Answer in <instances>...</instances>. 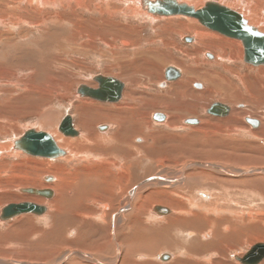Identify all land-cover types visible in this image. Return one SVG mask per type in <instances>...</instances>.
<instances>
[{
    "label": "rangeland",
    "instance_id": "1",
    "mask_svg": "<svg viewBox=\"0 0 264 264\" xmlns=\"http://www.w3.org/2000/svg\"><path fill=\"white\" fill-rule=\"evenodd\" d=\"M89 1L84 0L85 3L87 2L84 9L72 6V10L67 9L62 12V9L59 8L60 10H57V12L61 11L60 13L62 15L60 16L62 17L60 18L62 22L60 21L54 24L52 20H50L52 22L48 20L49 22L47 21L45 23L46 25L43 24L41 26V24L37 23V18L40 20L41 16L38 17L34 8L31 10L28 5L26 6V3L22 2L20 5L23 10L14 11L11 9L7 11L6 8H11L12 6L13 8L16 7V5H18V0H0V209L10 203L29 201V198L24 197L25 194L19 192V188L22 187L31 186L32 188L40 189L47 186L53 188L55 192V199L51 201L41 199V197L34 198L36 202L38 200L40 201L38 205L48 208L45 219L33 215H25L16 217L8 222H0V258L18 260L28 264H57L67 251L78 250L80 246L85 245L88 246V248L91 247L95 249L94 252L105 250L103 257L105 261L111 262L113 261V252L108 229L110 224V218L108 219L109 214L112 215L113 212H116L121 202L125 200L130 187L137 184V182L139 183L140 180L150 174L152 176L160 174L162 171L168 174L176 172L181 166L191 160L215 162L214 164L224 166L232 171L246 167L255 168L264 166V132H250L257 130V128H250V125L244 121L245 118H258L257 120L262 122L264 129V102L260 105L253 100L255 97L260 99L264 98V92H259L260 95L251 92L254 91L252 90L253 87L254 89H261L259 86L255 85V81L252 77L258 76L260 81H262L261 79L264 81V77H259L258 73V68L264 67L253 66V68L245 64L242 60L243 50L241 55L238 51H229L226 49L222 61L221 59L212 61V63L203 61L202 59H206L201 55H203L204 51L205 54L209 52L203 49L204 47H202V44L191 45L188 44L191 43L188 41L186 42L188 45L185 44L182 41V36H187V33L189 35L192 34L188 32V30L187 32L178 30L177 25L173 24L185 22V18L162 20L159 17L160 19L159 21L157 19L156 23L150 22L145 18H130L128 14H126L125 17H121L119 14L109 16L104 13L102 15V13H100L101 11L95 10V5H97V3L101 4V2L105 0H96V2L95 0H91V3ZM188 1L192 2L197 8L203 6V3L206 1L222 2L225 6L232 7L239 11L244 7L245 2H248V0ZM240 1H244V3L240 4ZM251 1L253 2L254 0H250V4H252ZM108 2L110 8L116 5L124 7V4L119 2V0H109ZM195 2L200 3L197 4ZM258 4L262 9L264 8V0H259ZM89 8L91 9L89 10ZM110 10H112V8ZM46 11L49 13L55 12L49 9ZM71 12L74 14H71ZM15 18L24 20V22H19V20ZM74 18L75 20L73 21ZM26 20L29 22L28 24L25 23ZM107 20L108 23L104 24ZM11 24L13 26H11ZM118 25L125 26L127 29L118 28ZM168 26L177 27V29L174 30L175 28H173L169 30ZM199 26L208 33H212L211 35L215 37L220 39L223 38L222 40H231L206 27ZM261 28L264 31V26ZM122 39L126 40L129 46H121L120 41ZM203 41L216 42L212 37H208ZM198 49L200 51H198ZM196 54L200 55L197 56ZM229 57L232 59L231 62L228 59ZM226 61L228 64L225 63ZM176 63L182 68L187 67L192 70H198L200 73L206 71L209 81L218 79L220 84L223 85L224 88L226 87L225 90H222L219 86L210 92L207 91V87H204V89L202 88L201 92L198 93L200 89L195 88V86L196 84H200L201 81H197L198 77H195L193 78L196 79L194 80V85L190 83L186 84L183 81L184 87H181L179 92L167 95V92L172 89V85L177 82L176 80L180 77L174 81L168 82L165 88H161L159 87V83H161V81L165 82L166 80L163 79V75H161L162 79H160L158 74L160 70H166L169 65L177 66ZM243 64L245 66H242ZM246 67H251L254 70L249 71ZM99 74L100 76L116 78L120 82L122 81L121 83L123 85L125 83V87L122 91V98L118 103H100L81 98L78 95L77 89L80 86L95 87L96 83L94 82V78L99 76ZM246 74H248L250 78L247 85L250 86V83H254L251 85V89H245V85L240 78V76L242 77ZM250 75L253 76L250 77ZM184 76L186 79V75ZM184 76L182 78H184ZM179 82L182 81L179 80ZM129 87H133L135 93L128 96L127 92ZM221 91H223L224 94L227 92L230 94V97L235 95V91L240 93L241 99L233 103V114L235 116L233 115L232 117H235V122L221 123L223 117L220 120V117L208 116L207 110L211 105L218 101L220 102L221 97L224 98ZM176 93L179 94L177 95ZM201 93L205 94L202 95ZM156 97L162 98L161 100L169 103V105L176 109L173 110L172 114L181 117L173 126L164 127L166 124V122L163 123L165 121V115L170 118L171 114H165V111L160 108L161 104H155ZM118 106H130L135 112L133 118H135L137 124L136 128L138 130L134 129L135 127L131 125L134 124L133 119L131 120L130 117L124 118L126 119L124 122L126 129L123 128L126 130L125 135L130 143L140 145L141 142L135 143L132 140L138 136L139 130L143 132V135L151 134L152 138L153 135H156L154 142L148 141L141 150H129L131 152L125 151L124 155L126 160H121L118 163L122 165L124 161H127L123 164V166H125V171L126 167L131 166V175L127 177L128 179L124 178L125 180L123 181H132V183L127 185L128 188L126 189L116 184V181H119V178H121L122 171L119 173L116 168H112L110 172L111 176L108 180L112 190L110 189L108 192L99 193V196L102 198L104 197L106 202L111 204L108 207L109 209L105 212L106 217H103V220L100 219L101 215L105 216L103 209L100 208V205H103L102 202L99 203L86 199L84 202H81L84 207V210H82L85 212L90 211L91 215L85 223L79 222V226H76L75 230L78 229L80 232L74 230L73 232H75V234L71 233L73 229H70V232L68 231L69 229L66 230L67 225L73 222L70 216H68L69 218L65 222L64 227L62 224L64 219L66 220V215H68L67 212L64 217H62V214L60 215L61 217L56 215V219L52 218L51 215V213H53V205L59 202V199L63 197L57 190L59 186L58 177H56L58 180L53 184L45 182L43 178L48 174H53L49 172L48 164H52L51 168H58L65 165L66 171L72 172V169L76 167L79 168V166L81 167V165L87 163L83 162V160L78 161L79 157L75 160L70 157L68 158L70 160H67L68 162L65 163L67 157L65 159L48 160L25 156L22 153L16 152H10L11 154H9L10 146L14 140L19 139L23 136L25 131L30 129L37 132L53 133L58 143H60V141L66 137L59 133L57 127L66 116L72 117L73 127L75 130L82 133V136L87 134H85V125L93 123L94 131L90 134L92 137L98 134L105 135L103 133L111 137L117 130V127L111 125L109 122H101V119L95 121L97 118L95 115L97 113L94 112L97 108L98 110H111ZM137 113L144 115L146 120H144V118H137ZM255 113H260L263 116L255 115ZM237 115L238 117L236 118ZM196 117L199 120L205 118L207 120H212V122H209V125L204 128L197 124V126H195V124L187 123L188 120H196ZM228 118L229 117L226 119ZM84 119H86V122H84ZM237 119H240V121L238 122ZM104 124L110 126V129L106 132L96 129L97 125V127H103L105 126ZM50 126H53L54 131L50 129ZM246 126L248 130L245 128ZM127 130L132 133L129 131L127 132ZM90 154H94V152ZM214 154H216V156ZM210 155L212 158H205H209ZM41 162L43 167L41 166ZM37 163L39 165H37ZM44 164L47 165L44 166ZM55 170L51 169V171ZM187 173L196 174V176L191 177L189 180L191 185L194 184L201 187L207 186L210 190L212 189L213 196L215 195L214 192L217 191L216 188H214L217 184L223 188L222 191L224 192V196L222 197L221 209L224 213L222 211V214H219L221 218H235V220L241 221L242 219L241 217L239 218V216H243L245 234L238 240L239 245H236V239H231L232 242L225 243L229 257H227L228 259L225 261L231 264H239L235 262L231 256L246 252L250 246L257 242H264V174L256 173L251 174V176L235 178L223 174L215 175L213 171L211 172L206 169L195 171L191 169ZM135 176L139 178L134 180L136 179L134 178ZM211 180L214 182L213 184ZM73 182H75V178H73ZM66 192L67 191H64L63 193L65 194ZM67 193L64 197L69 204L70 198L76 199L73 195L75 191L73 190ZM155 196L162 199L164 202L168 201L163 195ZM183 196L185 198L188 197V195ZM183 196H181V198ZM175 197L176 196H172V199H178ZM72 203L74 204L75 202ZM225 203L227 206H225ZM186 206L188 210L193 212L201 210L199 208L192 209L189 204H186ZM67 208L68 207H66V209ZM188 210H186V213H188ZM70 211L71 214L74 215V208ZM251 212L254 213L251 218L252 223L248 222V217ZM180 213L181 212L176 211L175 215L182 214L184 218L189 216L188 214L185 215ZM216 216L217 215H214L213 217ZM143 219L145 220L147 217ZM138 224L139 223H133L131 225V230H134L135 227L137 228ZM155 225L159 227L162 226L161 223L150 218L145 222L146 227H156ZM90 228L92 229L90 230ZM183 229V227L178 228V230L181 231H183ZM121 230L120 228L119 231L121 232ZM100 245L101 247H99ZM227 247H230V249ZM159 252L155 253L153 263L156 261V264L158 262V264H168L171 260L163 261L160 258L161 260L159 259L158 261L156 259ZM177 253L179 254L180 252L178 251ZM93 256L97 258L94 253ZM211 256L212 255H208L207 257ZM213 257L209 260H212ZM134 260L138 261L137 259ZM222 261L224 262V260H221V263ZM87 262V260H82L80 256H72L65 264H92V262ZM191 263L187 262V264ZM204 263L205 261L202 264Z\"/></svg>",
    "mask_w": 264,
    "mask_h": 264
},
{
    "label": "bare ground",
    "instance_id": "2",
    "mask_svg": "<svg viewBox=\"0 0 264 264\" xmlns=\"http://www.w3.org/2000/svg\"><path fill=\"white\" fill-rule=\"evenodd\" d=\"M9 1H13V0H9ZM108 1L109 0L102 1L101 4L97 3V5H95V10L101 11L100 13H102V15L104 13H106L109 16L119 14V15H121V17H125V15L128 14L130 16V18L131 17L137 18V19L138 18H145V19L149 20L150 22H156V23H157V19L159 21L160 18L162 20L170 19V18H180V19L185 18V22H177V23H173V24L177 25L178 30L186 31V32L188 30V32H190L192 34V35H189L187 33V36L191 37V40H190L191 43H188V44H191V45L202 44V47H204L203 49L204 50L206 49L209 52V53L205 54V51H204L203 55H201V56H204V58L206 59V60L202 59L203 61H206V62L208 61L211 63H212V61H217L220 59L222 61V59H224V56H225L224 51H226V49L229 51H233V50L238 51L242 55L243 44H242L241 40H238L235 38H230L231 40H234V41L222 40L223 38L220 39L218 37H215V36L211 35L212 33L210 34L207 31H205L204 29H202L199 25H201V26H203V25L197 19L195 21L194 18H189V17H185L182 15L161 17L158 15L152 14L149 6L155 0H119V2H122V4H124V7L116 5L115 7H111L112 10H110L111 8H110ZM172 1H175L176 5L179 7H181V6L182 7L183 6L191 7V8H193V10L195 12L199 9H202L206 2H213V1H206L205 3H203V6H201L200 8H197L193 5L192 2H189L188 0H172ZM249 1L250 0H248V2H245L244 7L243 8L241 7L242 9H240V11L237 9H234L232 7L225 6L222 2H220V3L215 2V3H218V4L226 7L227 9H229L231 11L237 12L239 15H241L242 19L246 22L247 27L253 28L257 32L264 34V31L261 28L262 26H264V8L262 9V7H260V5L258 4L259 0H254L253 1L254 3L251 1L252 4H250ZM261 1H263V0H261ZM22 2L26 3V6L28 5L31 8V10H33L32 8H34L36 13L38 14V17L41 16L40 20H38V18H37V23L41 24V26L43 24H45L48 20L49 21L52 20L54 22V24L59 23L60 21L62 22V20L60 18V17H62V16H60V15H62L60 13L61 11L64 12L63 10H67V9L72 10V6L75 8L81 7L84 9L86 6L85 4L87 3V2L85 3L84 0H18V5H16V7H14V8H13V6L11 8H6L7 11L11 10V9L14 11L15 10H18V11L23 10L22 6L20 5ZM89 2L91 3V0ZM95 2H96V0H95ZM93 3H94V1H93ZM195 3H197V2H195ZM199 3H197V4H199ZM241 3H244V1H240V4ZM238 5H239V3H238ZM88 6H89V4H88ZM87 7H86V9H87ZM59 8L62 10L57 12V10H60ZM47 9L53 10L55 12L49 13L46 11ZM90 9L91 8H89V10ZM111 11H112V13H111ZM71 14H74V13L71 12ZM15 19H18L19 22H21V21L24 22V20H21L19 18H15ZM74 20H75V18L73 19V21ZM52 21H50V22H52ZM162 22H164V21H162ZM25 23L28 24L29 22H27V20H26ZM107 23H108V20L104 22V24H107ZM169 24H171V23H169ZM11 26H13V25L11 24ZM117 27L123 28L124 30L127 29L125 26H122V25H118ZM177 27L168 26V29L172 30L173 28H175L174 30H176ZM45 32H47V31H45ZM185 37L186 36H184V37L182 36V38H183L182 41L185 44H187L186 42L188 40H186ZM208 37H212L213 39L216 40V42H213V41L212 42H209V41L204 42L203 40L208 38ZM208 40H211V39H208ZM235 41H237L239 43H237ZM120 44L123 47L129 46L128 42L124 39H122L120 41ZM191 45H189V46H191ZM198 51H200V50L198 49ZM227 53H228V51H227ZM199 55L200 54H198L197 56H199ZM243 56H244V54H243ZM228 59L230 60V62L232 61L231 57H229ZM242 60H243V58H242ZM223 61H225V60H223ZM227 61L225 63H227ZM234 61H236V60H234ZM239 64H240V61H239ZM245 64L250 65L252 67L253 66L254 67H264V65H257L256 66V65H252V64H248V63H245ZM177 66H179V65L177 64ZM177 66H175V65H172V66L169 65L168 66V68L171 67V68L177 70L178 73L180 74V76H179L180 78L178 77L179 78V79L177 78L178 80L175 79L177 82H175L172 85V87H171L172 89L167 92V95L173 94L174 92H179L181 87L182 88L184 87L183 81L186 84H188V83L193 84L195 82L194 80H196V79H193L195 77H198L197 81H201L200 84H196V86H195V88L200 89L198 91V93L201 92V89L202 88L204 89V87L205 88L207 87L208 88L207 91H210V92L214 88H218L219 86L222 90H225V88H226V87L224 88V86L220 84L218 79H216V80L213 79V80L209 81V77H208L206 71L200 73V71H198V70H192V69L187 68V67H185V68L183 67L184 68L183 69L181 66H179L182 68L181 69ZM193 66H195V65H193ZM218 66H220V65H218ZM242 66H245V65L243 64ZM253 68L248 67L247 70L253 71L254 70ZM228 70H230V69H228ZM258 70H259L258 71L259 77L262 76V78H263L264 77V68H258ZM160 71L158 74L159 78L162 79L161 75H163V79H165V70H162L161 72ZM237 71H239V70H237ZM256 73H257V71H256ZM184 75H186V79H185ZM183 76H184V78H182ZM252 76L253 75H250V77H252ZM102 77H105V76H102ZM247 77H248V79H247ZM240 78L242 79L243 84L245 85V89H247V88L251 89L252 88L251 85L254 83H250L249 84L250 86L247 85V82L249 83V79H250L248 74H246L242 77L240 76ZM114 79H116V78H114ZM252 79L255 81V85L259 86L261 89H254V87H253L252 90H254V91H251V92H254L256 95H258L259 92L260 93L264 92V81H263V79H261L262 81H260L259 80L260 78H258V76H254V77H252ZM252 79H251V81H252ZM116 80H118V79H116ZM179 80L182 82H179ZM165 82L161 81V83H159V87L165 88L167 85V82L166 83ZM258 83H259V85H258ZM95 85H96L95 87H89V86H86V87L93 89V90H97L98 84L96 83ZM124 87H125V83H124ZM182 91H184V90H182ZM134 93H135V89L133 87L132 88L129 87L127 95L129 96L130 94H134ZM165 93H166V91H165ZM221 93H223V91H221ZM225 93L226 94L223 93L224 98L223 97L220 98L221 99L220 102L218 101L216 103H213V104H216L215 108L212 110L213 113H215V114H208V116L220 117V120L223 117V120H221V123H226V122L228 123L231 121L235 122V117H232L234 115L233 114L234 113L233 103H234V101L241 99L240 93L235 91L234 92L235 95L231 96V97L229 96L230 94H228L227 92H225ZM201 94L204 95L205 93H201ZM122 95H121V98H122ZM175 95H174V97H175ZM215 95H216V92H215ZM80 97L89 99L91 101H97V100L89 98V97H82V96H80ZM121 98L119 99V101L121 100ZM177 98H178V96H177ZM155 99L157 100V101L155 100V104H161L160 108L165 111V114H167V113L171 114L170 118L166 117V115H165V121L163 123L166 122V124L164 127L173 126L177 120L181 119L180 116H175L172 114L173 110H176V109H174L171 105H169V103L165 102L164 100H161L162 98H159V97H156ZM163 99H164V97H163ZM167 100H168V98H167ZM253 100L256 101L260 105H262L264 102V98L260 99V98L255 97V98H253ZM97 102L101 103V101H97ZM118 102H116V103H118ZM102 103L114 104L115 102H102ZM122 106H124V105H122ZM122 106L115 107L111 110L110 109L98 110V108H97L96 111L94 112V113H97L95 115L97 117L95 121H97L98 119H101V122H103V121L109 122L111 125H114L115 127H117V130L115 131V133L112 134L111 137H110V135H108L106 133H103L105 135L98 134V135H95L94 137H92L90 134L92 133V131H94L93 123H88V125H85V129H86L85 134L87 133L88 135L86 134L84 136H82V133L75 130L74 127H73V129L75 130V132H77L76 135H74V136L69 135V134L65 135L60 131V127H59L60 125H58L57 130L64 137H66L65 139H62L60 141V143H58V141L56 140L55 134H53V133L52 134L48 133V134L51 135V137L55 141L57 148H59L62 151L61 155L51 157V158L36 156L38 158H44V159H48V160L49 159H57L58 160L59 158L65 159L67 157L65 163L68 162L67 160H70V159H68L70 157L73 160H75V159H77V157H79L78 161L83 160V162L87 163L85 165H81V167L79 166V168L76 167L75 169H72V172H67L65 169V165H62L58 168L57 167L51 168L52 164L47 163L48 169L50 170V171L49 170L48 171L50 173L52 172L53 174H48L47 176H45L43 178V180L45 182H49L52 184L59 179L58 180L59 186L57 185L58 186L57 190H58V192L61 193V196H63V197L61 199H59V202H57V203H55V205H53V213H51V215H52V218H55L56 215L60 216L61 214H62V217H64L65 213L67 212L68 215H66L67 216L66 220L64 219V222L62 224L64 227L65 222L69 218L68 216H70L71 221H73V222H72V224L67 225L66 230L69 229L68 231L70 232V229H73L71 233L75 234V232H73V231L75 230L76 226L77 227L79 226L78 225L79 222L85 223V221L88 220L90 215H91L90 211H86V212L83 211L84 207H83V203H81V202H84L86 199H90L91 201H95V202H99V203L102 202L103 205H100L101 206L100 208L103 209L104 215H105V212L109 209L108 207L111 204L106 202V199H104V197L102 198L101 196H99V193L108 192V191H110V189L112 190V188L110 187L111 184H109L110 182H108L109 177L111 176L110 172H111L112 168H116L117 172H119V173H120V171H122L121 176H120L121 178H119L120 180L118 179L119 181H116V184H118L122 188L126 189V188H128L127 185L132 183V181H130V182L123 181V180H125L124 178H127L128 176L131 175V173H130V170L132 169L131 166L126 167V171H125V169H124L125 166H123V164L127 161H124V163H122V165L118 163L121 160H126L125 155H124L125 151L131 152L129 150H134V151H137L139 149L141 150L142 148L145 147V145L148 143V141L154 142L156 135H153V138H152L151 134L143 135L142 134L143 132L141 130H139L138 136H137L138 138L135 137L132 140L135 143H140V142L142 143L144 141L145 144H144V142H143L144 145L143 144L141 145V143H140V145L130 143L129 139H127V137L125 135V132H126L125 129L126 128L124 126L125 125L124 122L126 121V119H124V118L130 117L131 120L133 119L134 124H131V125L133 127H135L134 129H137L136 128L137 124L135 122V118H133V116H135L134 115L135 112L132 110V108L130 106H125V107H122ZM256 106H259V105H256ZM236 107H239V106H236ZM240 107H242V106H240ZM124 109H127V110H124ZM182 110H184V109H182ZM182 110H180V111H182ZM189 110H191V109H189ZM255 115L263 116L260 113L259 114L255 113ZM227 117H229V118L226 119ZM237 117H238V115L236 116V118ZM137 118H139V119L144 118V120H146L145 116L141 115V113H137ZM213 119H215V118H213ZM257 119L256 118L255 119H252V118H245L244 119V121L250 125V128L251 127L257 128V130L250 131V132H253V133L264 132L262 122H260ZM85 120L86 119H84V122H86ZM237 120H238V122L240 121V119H237ZM196 121L197 122L195 123V126L200 125V126H202V128L207 127L209 125V122H212V120H207L205 118L199 120V119H197V117H196ZM184 122H185V120H184ZM72 124H73V120H72ZM104 125H105V126H103L104 129H101L102 126L97 127L98 125L96 126V129L100 130V131H105V132L110 129L109 125H107V124H104ZM245 128L247 129L248 127L246 126ZM50 129L52 131H54L53 126H50ZM128 131L129 130H127V132ZM139 132H140V134H139ZM130 133H132V132H130ZM130 135H132V134H130ZM127 136H128V133H127ZM75 138L77 140H71V139H75ZM15 141L16 140H14L10 146L9 154H11L10 152H16V153H22L25 156H31V155H28L26 153H23L21 151V149L18 148V146L15 147V144H14ZM228 144H229V142H228ZM92 152H94V154H90ZM205 153H206V151H205ZM219 154H221V153H219ZM214 155L216 156V154H214ZM32 157H35V156H32ZM221 157H223V156H221ZM205 158L210 159V158H212V156L210 155L209 158H207V157H205ZM129 162H130V160H129ZM214 163L215 162L211 163L208 161L204 162V161L191 160L188 163L181 166L178 169V171H176V172L168 174L167 172L162 171L160 174L153 175V176L150 174L149 176L140 180L139 183L137 182V184H134L132 187H130V189L127 192L125 200L121 202V205L116 210V212L115 213L113 212L112 215L109 214V217H108V219L110 218L109 219L110 224H109L108 229H109L110 238H111L110 240H111V246H112V252H113V254H112L113 255V261H111V262L105 261V259L103 257L105 250L100 249L101 252L100 251L94 252L95 249H93L91 247L88 248V246L82 245V246H80V248L78 250L67 251L62 256V258L59 260L60 262L57 264H65L66 261L69 260L72 256H77V257L80 256L82 258V260H87L90 263L92 262V264H156V261H155V263H153V260L155 258V253L159 252V251H160L159 255H158V257H156V259L158 261L160 258L163 261L171 260L168 264H187V262L191 263L193 261L194 262L191 264H202L204 261H205V263L207 261L206 264H231V263L225 261L229 258L228 252L226 251L225 243H228V242L230 243V242H232L231 239H236L237 240L236 245H239L238 240H240L241 236L243 234H245V229H244L245 226H244L243 218H242L243 216H241V215L239 216V218L241 217V219H242L241 221L235 220V218L234 219L228 218V217H224V219L221 218L219 214L223 211L221 209L222 200H223L222 197L224 196V192L222 191L223 188H221L220 186H218L219 184H217V186L214 187V188H216L217 191L214 192L215 195L213 196L212 195V193H213L212 189L210 190L207 186L201 187L199 185H194V184L191 185L189 180L191 179V177L196 176V174H194V173L188 174L187 172L190 171L191 169H194V171L206 169V170H210L211 172L213 171V174H215V175L216 174L217 175L223 174L226 176L238 178V177H244V176H251V174H256V173L264 174V166L255 167V168L248 166L249 168H247V167L246 168H240V169H236L235 171H232L231 169L228 170L224 166L217 165ZM41 164H42V162H41ZM47 164H44V166ZM37 165H39V164L37 163ZM41 166L43 167V164ZM45 168H47V167H45ZM51 169L52 170L56 169V170L51 171ZM201 173H203V172H201ZM115 175H117V174H115ZM56 177H58V179ZM73 178H75V182H73ZM134 178H136V179H134ZM134 178H133L134 180H137L139 177L135 176ZM28 180H30V179H28ZM211 182H212V180H211ZM213 183L214 182H212V184ZM112 184H113V182H112ZM46 187L40 188V189L32 188L31 186L19 188L20 193H23L22 190H24V189H34V190H41V191L45 190L46 193H44L43 195L23 193V194H25L24 195L25 198H29V201L20 202V203H29V204L39 206L41 208V213L27 211V212H23V213L14 215L12 218H9L7 220H0V222H2V223L8 222V221L13 220L16 217H22L25 215H29V216L33 215V216H36L38 218L41 217V219H45V217H46L45 214H46L48 208L45 206L38 205V204H40V201L38 200L36 202L35 201L36 199H34V198H40L41 197V199H45V200H50V201L54 200L55 199V192H54L53 188H49V187L46 188ZM211 188H213V187H211ZM73 190L75 191V194H73V195L75 196L76 199L70 198V200H69L70 202L68 204V202L66 201L67 199L64 196H66L67 192H71ZM64 191H67V192L64 194L63 193ZM155 195H161V196L163 195V197H166L168 199V201L164 202L162 199L156 197ZM183 195H188V197L185 198ZM172 196H176L179 200L178 199H175V200L172 199ZM181 196H183V197L181 198ZM72 202H75V203L73 204ZM103 202H105V203H103ZM20 203H13V204H20ZM50 204H51V202H50ZM186 204H189L192 209L193 208H199L202 210V212H201V210L198 212L197 211L196 212L190 211L187 209ZM8 205L9 204H7L6 206H8ZM84 205H87V204H84ZM6 206H4L3 208H5ZM225 206H227V204ZM66 207H68V208L66 209ZM3 208L0 209V214H1V210ZM72 208H74V211H75L73 213L74 215H72L71 211H70ZM60 210H62V211H60ZM186 210H188V213H186L187 212ZM176 211L181 212L185 215L188 214L189 218L188 217L184 218L181 213H180L181 215H178V214L175 215ZM250 211H251V209H250ZM223 213H224V211H223ZM253 214H254L253 212H251V214H249L250 216L248 217V222H250V223H252L251 218H252ZM214 215H217V216L213 217ZM103 217H106V215L105 216L101 215L100 219L103 220L102 219ZM145 217H147V219L150 218V219L156 220L157 222L161 223L162 226L159 227V226L155 225L156 227H154V226L146 227L145 222H147V219H145V220L143 219ZM162 218H164V219H162ZM55 223H56V221H55ZM133 223H139V224H138L137 228L135 227L134 230L133 229L131 230V228H132L131 225ZM179 227L180 228L183 227L184 228L183 231L178 230ZM16 228H17V226H16ZM118 228L122 229L121 232L119 231ZM91 229L92 228H90V230ZM104 230H105V228H104ZM75 231L78 232L79 230L77 229ZM261 240H262V238H261ZM81 241H83V240H81ZM92 241H93V239H92ZM57 244H59V243H57ZM256 245H261L262 247H264V242H257L256 244L250 246L247 249V251L242 253V254H235L234 253L235 255L231 256L232 259H234V261L239 263V264H264V252H263L264 248L257 249L256 251L254 250V251L250 252L252 250V248H254ZM99 247H101V245ZM227 248L230 249V247H227ZM104 249H105V247H104ZM165 249H168V250H165ZM178 251L180 252L179 254L177 253ZM93 253L97 256V258H95V256H93ZM209 253H212V254H209ZM206 255L207 256L212 255L211 257H213V256L214 257L212 260H209L211 257H207ZM205 257H207V258H205ZM134 259H137L138 261H135ZM221 260H224V262L222 261V263H221ZM0 264H28V263L20 262L18 260H9V259L0 258Z\"/></svg>",
    "mask_w": 264,
    "mask_h": 264
},
{
    "label": "water",
    "instance_id": "3",
    "mask_svg": "<svg viewBox=\"0 0 264 264\" xmlns=\"http://www.w3.org/2000/svg\"><path fill=\"white\" fill-rule=\"evenodd\" d=\"M152 14L169 17L182 15L189 18L197 19L204 27L209 30L218 32L228 38L241 40L243 44V62L252 65H264V34L257 32L255 29L247 27L246 22L237 12L231 11L226 7L215 3L206 2L202 9L196 12L191 7L177 6L172 0H155L149 6ZM188 40V39H187ZM180 76L177 70L167 68L165 70V78L167 80H175ZM94 81L98 84V89L93 90L86 86H80L77 93L82 97H89L101 102H118L121 98L124 85L111 77L96 76ZM216 104H212L207 110L208 114L213 113ZM196 120H190L187 123L195 124ZM60 131L65 135H76L73 129L72 118L66 116L60 123ZM104 129V127H101ZM15 147L18 146L23 153L31 156H39L51 158L61 155L62 151L51 135L46 132H37L33 129L27 130L23 136L15 141ZM23 193L43 195L45 190L24 189ZM32 211L41 213V208L37 205L29 203L9 204L1 210L0 220H7L14 215ZM261 245H256L252 251L262 249ZM264 252V251H263Z\"/></svg>",
    "mask_w": 264,
    "mask_h": 264
},
{
    "label": "flooded vegetation",
    "instance_id": "4",
    "mask_svg": "<svg viewBox=\"0 0 264 264\" xmlns=\"http://www.w3.org/2000/svg\"><path fill=\"white\" fill-rule=\"evenodd\" d=\"M186 37H189V38H185V39H186V40L188 39V41L190 42L191 37H190V36H186ZM165 80H166L167 83L172 81V80H167L166 78H165ZM173 81H174V80H173ZM160 118H161V117H160ZM188 121H190V120H188Z\"/></svg>",
    "mask_w": 264,
    "mask_h": 264
}]
</instances>
